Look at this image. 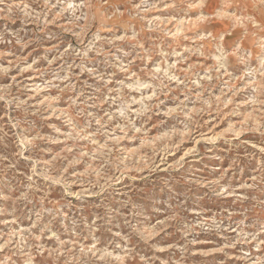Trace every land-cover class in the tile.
Masks as SVG:
<instances>
[{
  "label": "rangeland",
  "instance_id": "374dc122",
  "mask_svg": "<svg viewBox=\"0 0 264 264\" xmlns=\"http://www.w3.org/2000/svg\"><path fill=\"white\" fill-rule=\"evenodd\" d=\"M0 264H264V0H0Z\"/></svg>",
  "mask_w": 264,
  "mask_h": 264
}]
</instances>
